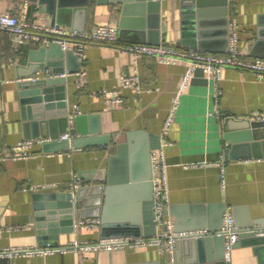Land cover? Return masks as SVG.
<instances>
[{
    "label": "crops",
    "instance_id": "obj_1",
    "mask_svg": "<svg viewBox=\"0 0 264 264\" xmlns=\"http://www.w3.org/2000/svg\"><path fill=\"white\" fill-rule=\"evenodd\" d=\"M66 1L69 9L62 17L64 23L59 25L68 29L73 24L83 25L88 31L97 25L113 23L119 32L120 21L124 19L125 35L118 39V45L139 43L133 39L142 38L147 44L223 55L232 30L230 22L234 21L242 55L247 59L264 58V0H159L158 11L141 8L136 0ZM76 8L80 9L74 13ZM0 12L22 16L40 26H50L53 21L45 0H0ZM193 14L194 17H188ZM49 45L32 41L16 46L8 33L0 31V148L7 149L26 139L24 123L29 120L23 118L17 67L26 66L33 50ZM66 66L64 60L66 101L72 115L98 114L102 134L116 138L122 139L127 132H145L151 145L150 154L155 151L160 158L162 154L167 164L168 215L174 223L201 220L215 225L224 207L231 213L236 208L234 214L239 221L247 217L264 220V142L254 138L259 137L262 128L249 125L264 118V79L245 70L224 67L220 79L214 81L198 69L178 93L188 67L186 62L163 64L150 57L134 59L117 46L95 42L86 45L82 61H72L74 72L68 73ZM47 69L54 71L52 67ZM122 74L137 75L141 89L119 90ZM36 76L51 77L38 71ZM114 90L120 91L121 103L101 96V92ZM57 92L54 91L53 96ZM176 97H179L178 104L173 110ZM169 117H172L171 126L162 136ZM226 118L230 119L225 129ZM48 125L43 130L49 134L60 128L59 123ZM72 130L74 125L70 121L67 132ZM35 131L41 132V129L37 127ZM74 136L77 135H71L70 139ZM230 153L233 158L228 156ZM114 154L116 147L110 140L106 146L71 147L51 152L35 144L27 158H0V251L41 246L33 195L74 192L70 184L79 172L96 170L94 178H101L109 156ZM81 181L82 186L93 184ZM131 205L128 213L137 216L139 212L146 220H142L133 233L140 238H150L155 232L154 224L149 222L150 208L145 214V209L133 211ZM100 226L101 223L91 229L74 227L72 232L61 233L58 243L51 245L97 242L104 239ZM124 250L126 264H166L165 256L155 247ZM110 254L83 250L46 255L16 254L0 257V264H117L121 261L120 257L112 261ZM227 262L254 264L252 248L234 246Z\"/></svg>",
    "mask_w": 264,
    "mask_h": 264
},
{
    "label": "water",
    "instance_id": "obj_2",
    "mask_svg": "<svg viewBox=\"0 0 264 264\" xmlns=\"http://www.w3.org/2000/svg\"><path fill=\"white\" fill-rule=\"evenodd\" d=\"M48 3V12L53 15L51 25L64 23L66 0H45ZM137 6L147 7L149 11H158L159 0H136ZM98 3L102 0H97ZM87 6V2H85ZM74 10V13L77 12ZM83 10H85L83 8ZM73 12V11H72ZM195 14L188 16L194 17ZM124 19L119 24L118 39H122L124 32ZM191 27H194L192 25ZM71 29L83 32L85 27L71 25ZM194 35V34H193ZM195 40V38H192ZM145 43L140 38L134 40ZM78 57L71 51H63L56 43L49 46H41L38 50L30 53L26 66L19 65L17 86L20 89V96L24 103L22 107L23 118L29 120L24 123L26 139L50 138L51 142L43 144L46 152L60 151L73 148H88L95 146H106L110 140L116 147V154L110 155L104 175L101 178H94L96 170L81 171L78 178L92 182L89 186H81L74 192L58 191L35 193L34 217L38 239L41 246L46 244H57L61 233H68L74 230V223L78 220L88 218H100V232L102 238L128 237L134 238L139 234L133 231L138 229L142 223V216L128 213L131 205L133 211L150 208L149 222L154 224L153 195H152V173L150 162L151 145L147 134L141 131L127 132L121 139L102 134L100 118L98 114H76L72 118L74 130L70 135L74 136L70 140H55L60 134L66 133L70 126L71 112L68 110L65 93V77H39L38 72H43L46 68L52 67L54 73H64V60L68 73L74 72L71 67L73 60ZM81 63V62H79ZM28 78V80H27ZM25 79V80H24ZM55 87V88H54ZM58 91L56 96L53 92ZM55 97V99H54ZM31 104V106H30ZM31 111V114H30ZM27 114L25 115V113ZM226 118L224 127L226 129ZM59 123L60 128L56 132H45L44 127L48 124ZM250 127H261V134L254 138L264 142V120L252 121ZM41 132L36 133V128ZM234 142V140H233ZM236 148L233 146V149ZM233 158L232 153L228 155ZM104 181V182H103ZM97 182V184H96ZM89 192V196L86 194ZM174 213V208L171 209ZM236 208L232 213H236ZM217 224H206L201 220L176 221L175 226L178 230L195 229L208 227L209 231H219L222 223L223 213ZM135 213V212H133ZM175 214V213H174ZM235 216V214H234ZM260 219V220H258ZM143 221H146L145 219ZM240 234L238 245L250 246L255 257L254 264H264V235L258 232L264 230V220L261 218L239 221L235 216ZM260 225V228H256ZM126 251L118 250L110 252L111 260L117 264H126ZM224 238L222 235L213 234L200 237H190L178 239L175 243V264H228L224 258Z\"/></svg>",
    "mask_w": 264,
    "mask_h": 264
},
{
    "label": "built area",
    "instance_id": "obj_3",
    "mask_svg": "<svg viewBox=\"0 0 264 264\" xmlns=\"http://www.w3.org/2000/svg\"><path fill=\"white\" fill-rule=\"evenodd\" d=\"M230 26L232 27V30L228 36L225 53L223 55H215L166 44L133 43L118 45V27L113 23L97 25L88 31L79 32L58 24L40 26L26 21L22 16H15L9 12H0V31L8 33L11 37L12 43L16 46L24 45L32 41L41 44L56 43L63 51H71L80 61H82L85 58L86 45L95 42L117 46L123 52L130 54L134 59L150 57L163 64H175L179 61L186 62L188 67L183 75L178 93H181L192 75L198 69H201L208 78L214 81L220 79L221 69L224 67L245 70L254 74L258 78L264 79V58H245L238 47V32L235 28L236 23L231 21ZM43 73L55 78L65 77L67 75V73H54L49 69H45ZM122 89H134L139 91L141 89L139 77L137 75L122 74L120 76L119 90ZM119 90L101 92V96L112 102L121 103L122 99L119 97ZM111 96H113L112 99H110ZM178 99L179 97H176L173 110H175L178 104ZM74 115L76 114L70 116V121ZM261 120H264V118H261ZM171 123L172 117H169L163 126L162 136L167 134ZM70 137V132H66L55 140H69ZM51 141L52 139L41 137L22 140L7 149L0 148V158H27L31 155V148L33 145H43ZM160 156L161 158L157 156L155 151H152L150 154L154 211L153 221L155 226V232L150 238L113 237L104 238L97 242L74 241L64 246L46 244L45 246L37 247L8 248L0 251V257H11L16 254H24L28 256L46 255L67 253L77 250L112 252L124 250L126 248L151 246L155 247L161 256H165L166 264H175L174 251L175 243L178 239L219 234L224 238V258L226 261H229L231 251L237 243L241 232L235 223L232 213L229 209L224 211L221 227L217 232H211L207 229L178 230L173 219L168 215L169 198L167 187V164L164 161L162 154H160ZM82 183L81 179L77 177L71 182L70 189L76 191L82 186ZM224 186L225 184L222 175V187ZM100 223L101 221L99 218H88L76 221L74 227L91 229L97 228ZM258 234L264 235V230H261Z\"/></svg>",
    "mask_w": 264,
    "mask_h": 264
}]
</instances>
